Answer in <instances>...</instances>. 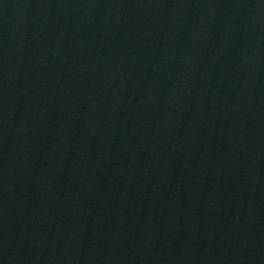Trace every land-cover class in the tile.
I'll return each mask as SVG.
<instances>
[{
  "label": "water",
  "instance_id": "water-1",
  "mask_svg": "<svg viewBox=\"0 0 264 264\" xmlns=\"http://www.w3.org/2000/svg\"><path fill=\"white\" fill-rule=\"evenodd\" d=\"M0 264H264V0H0Z\"/></svg>",
  "mask_w": 264,
  "mask_h": 264
}]
</instances>
